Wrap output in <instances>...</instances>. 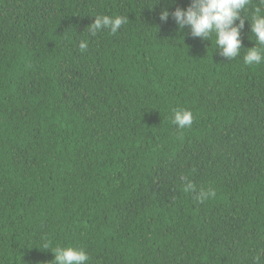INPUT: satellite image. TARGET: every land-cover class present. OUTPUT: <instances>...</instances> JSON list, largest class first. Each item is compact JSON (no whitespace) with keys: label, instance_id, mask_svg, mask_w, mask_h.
Segmentation results:
<instances>
[{"label":"trees","instance_id":"16d2710c","mask_svg":"<svg viewBox=\"0 0 264 264\" xmlns=\"http://www.w3.org/2000/svg\"><path fill=\"white\" fill-rule=\"evenodd\" d=\"M191 2L0 0V264H55L56 247L86 264H264V60L244 63L264 5L241 12L229 61L173 19ZM98 15L128 22L92 36Z\"/></svg>","mask_w":264,"mask_h":264},{"label":"clouds","instance_id":"9594fccd","mask_svg":"<svg viewBox=\"0 0 264 264\" xmlns=\"http://www.w3.org/2000/svg\"><path fill=\"white\" fill-rule=\"evenodd\" d=\"M251 0H192L186 10L177 7L171 13L173 19L180 29L189 26L191 35L201 39H209L211 35L215 34L217 48L220 49V55L226 57L229 61L240 54L242 48V41L240 39L241 30L244 28L245 15L242 18L241 12H245L250 5ZM261 5H264V0H261ZM169 12L162 10L160 15L161 21H167ZM239 20V24L235 21ZM128 22V18L122 16L98 15L95 16V21L87 27L90 35L95 36L98 31L102 29L110 30L111 34H115L123 24ZM251 32L257 38V44L262 47L248 48L244 56V63L246 65L259 64L264 60V13L262 8L256 6L252 10L250 18ZM87 42H81L79 49L81 52L87 50ZM174 118L172 123L177 125L179 129L190 128L193 123V114L185 109H173ZM186 181L183 191L195 193V199L203 203L208 198H214L216 193L213 189L200 188L189 181L187 177H183ZM49 243L43 245L45 250H48ZM54 254L55 264H86L89 259L88 255L82 249L74 247H56L52 250ZM254 260L259 261V257Z\"/></svg>","mask_w":264,"mask_h":264}]
</instances>
